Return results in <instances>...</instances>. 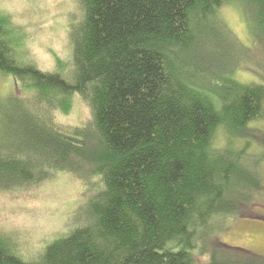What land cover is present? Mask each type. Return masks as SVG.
Instances as JSON below:
<instances>
[{"label": "trees", "instance_id": "trees-1", "mask_svg": "<svg viewBox=\"0 0 264 264\" xmlns=\"http://www.w3.org/2000/svg\"><path fill=\"white\" fill-rule=\"evenodd\" d=\"M75 1L58 72L19 60L21 29L0 10V72L21 92L4 115L13 138L0 144V191L68 173L82 202L35 260L0 236V264H264L221 243L217 224L264 199L254 158H242L250 143L234 144L259 137L264 149L252 126L264 85L236 79L248 55L219 10L240 6L264 40V0ZM76 99L90 116L57 124L52 113L69 117Z\"/></svg>", "mask_w": 264, "mask_h": 264}, {"label": "rangeland", "instance_id": "rangeland-1", "mask_svg": "<svg viewBox=\"0 0 264 264\" xmlns=\"http://www.w3.org/2000/svg\"><path fill=\"white\" fill-rule=\"evenodd\" d=\"M0 10L11 17L13 30L21 29L17 51L21 54L20 61H28L47 72H58V63L70 61L73 50L71 25L73 20L81 17L75 0H0ZM239 10L240 6L229 4L219 10L220 14L218 12L233 40L248 55L237 66L236 79L248 85H264V40L253 31L252 21ZM17 93L21 92L15 81L0 72V144L12 142V127L6 124L4 115L11 111V101L17 98ZM73 108L67 118L57 110L51 117L63 125L81 121L91 114L89 106L78 99ZM252 126L264 132V118ZM247 139L235 140V147L239 150L250 143L242 158L248 165L254 158V165L250 166L264 185L263 146L259 137ZM227 144L225 133L220 132L215 148L224 149ZM67 174L21 190L0 191V236L13 240L19 249L18 255L35 260L38 257L36 251L43 243L53 242L56 235L71 227L73 218L78 220L82 207L79 201L81 186ZM250 204L252 209L241 217L229 216L217 222L221 228L218 239L229 247L264 257V199L261 196V200ZM201 264H208V256L201 258Z\"/></svg>", "mask_w": 264, "mask_h": 264}]
</instances>
